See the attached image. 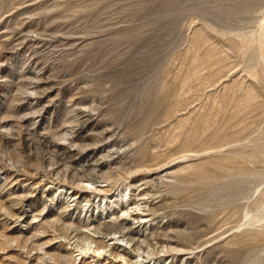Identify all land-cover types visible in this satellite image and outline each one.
<instances>
[{"label":"rangeland","instance_id":"rangeland-1","mask_svg":"<svg viewBox=\"0 0 264 264\" xmlns=\"http://www.w3.org/2000/svg\"><path fill=\"white\" fill-rule=\"evenodd\" d=\"M0 264H264V0H0Z\"/></svg>","mask_w":264,"mask_h":264},{"label":"bare ground","instance_id":"bare-ground-1","mask_svg":"<svg viewBox=\"0 0 264 264\" xmlns=\"http://www.w3.org/2000/svg\"><path fill=\"white\" fill-rule=\"evenodd\" d=\"M117 240V239H116ZM113 243H115V242H113ZM127 248V247H126ZM129 249V248H128ZM97 250V249H96ZM127 252V251H126ZM129 252V251H128ZM136 252V251H135Z\"/></svg>","mask_w":264,"mask_h":264}]
</instances>
